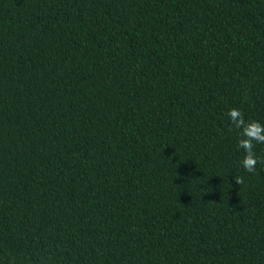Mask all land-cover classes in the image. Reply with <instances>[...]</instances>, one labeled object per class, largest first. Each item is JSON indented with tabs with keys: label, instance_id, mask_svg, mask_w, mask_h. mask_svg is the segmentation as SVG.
I'll use <instances>...</instances> for the list:
<instances>
[{
	"label": "trees",
	"instance_id": "trees-1",
	"mask_svg": "<svg viewBox=\"0 0 264 264\" xmlns=\"http://www.w3.org/2000/svg\"><path fill=\"white\" fill-rule=\"evenodd\" d=\"M232 108L264 0H0V264H264Z\"/></svg>",
	"mask_w": 264,
	"mask_h": 264
},
{
	"label": "clouds",
	"instance_id": "clouds-1",
	"mask_svg": "<svg viewBox=\"0 0 264 264\" xmlns=\"http://www.w3.org/2000/svg\"><path fill=\"white\" fill-rule=\"evenodd\" d=\"M231 124L239 130L240 139L237 148L245 153L241 163L248 173H254L259 158L254 152L255 144L264 143V124L257 121H246L244 114L237 108H232L228 112ZM255 142V143H254ZM264 163V161H260ZM235 185H242L244 179L242 176L233 178Z\"/></svg>",
	"mask_w": 264,
	"mask_h": 264
}]
</instances>
